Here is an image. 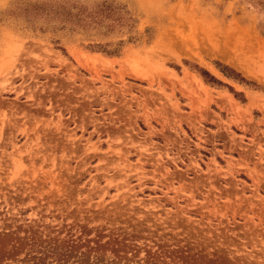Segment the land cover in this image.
Wrapping results in <instances>:
<instances>
[{
  "label": "rangeland",
  "instance_id": "rangeland-1",
  "mask_svg": "<svg viewBox=\"0 0 264 264\" xmlns=\"http://www.w3.org/2000/svg\"><path fill=\"white\" fill-rule=\"evenodd\" d=\"M99 1L0 0V264H264V0H114L132 42L20 11Z\"/></svg>",
  "mask_w": 264,
  "mask_h": 264
},
{
  "label": "trees",
  "instance_id": "trees-1",
  "mask_svg": "<svg viewBox=\"0 0 264 264\" xmlns=\"http://www.w3.org/2000/svg\"><path fill=\"white\" fill-rule=\"evenodd\" d=\"M264 3V1H261ZM24 14V20L33 29L52 30L60 29L69 32L86 33L89 36H104L108 37L113 33L128 34L126 41L132 42L135 36L131 34L134 27V20L128 15V10L122 4H117L114 0H102L95 2L88 7L82 4L60 3V8H50L42 4L26 3L20 8ZM261 34L264 36V23L261 25ZM54 43L58 41L53 40ZM123 39L116 41H96L92 40L87 45L91 51H100L108 56H117L120 52V46L123 44ZM62 51L64 48L59 47ZM218 70L227 78H230L239 83H247L238 72L232 68L216 64ZM197 72L202 76L203 80L210 84L223 85V83L215 78L204 68H198ZM229 89L234 95H239V92Z\"/></svg>",
  "mask_w": 264,
  "mask_h": 264
},
{
  "label": "bare ground",
  "instance_id": "bare-ground-1",
  "mask_svg": "<svg viewBox=\"0 0 264 264\" xmlns=\"http://www.w3.org/2000/svg\"><path fill=\"white\" fill-rule=\"evenodd\" d=\"M222 35H223V33H222ZM227 35V34H226ZM229 35V34H228ZM231 35H233V34H231ZM230 35V37H232ZM234 38H235V35H234ZM233 38V39H234ZM240 38V37H239ZM225 39H226V37H225ZM231 39V38H230ZM230 39H229V41H230ZM235 40V39H234ZM240 40V39H239ZM217 41H220V39H218ZM224 41H228V40H224ZM224 41H222V39H221V41L220 42H224ZM227 42V44L226 45H228L229 46V43L230 44H234V43H232V40L230 41V42ZM240 41H242V40H240ZM237 42V41H236ZM226 43V42H225ZM236 44V43H235ZM234 44V45H235ZM225 45V44H224ZM237 45V44H236ZM238 46V45H237ZM244 46V45H243ZM236 48V47H235ZM240 66H242V68L244 69V70H246L248 73H250L251 71H250V69H248V68H246L245 66H243V65H240ZM131 74L133 75V76H135V77H138V78H142L143 77V74L140 72V70L138 69V67H137V65H135V64H132V69H131Z\"/></svg>",
  "mask_w": 264,
  "mask_h": 264
}]
</instances>
